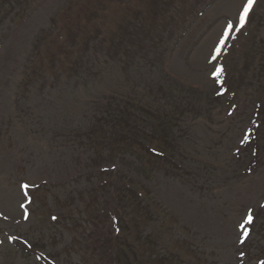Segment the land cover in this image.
<instances>
[{
    "label": "rangeland",
    "instance_id": "1",
    "mask_svg": "<svg viewBox=\"0 0 264 264\" xmlns=\"http://www.w3.org/2000/svg\"><path fill=\"white\" fill-rule=\"evenodd\" d=\"M243 2L134 0L128 11L114 0H36L20 24L8 28L11 14L0 25V264H118L123 250L132 264L156 251L162 264H264V0L241 27ZM146 11L138 47L166 37L165 60L131 67L123 37ZM76 62L80 75L70 74ZM164 74L199 91L186 157L175 149L186 176L87 141L109 104L151 105ZM125 182L144 186L165 222L143 226L147 242L127 234L114 248L110 205Z\"/></svg>",
    "mask_w": 264,
    "mask_h": 264
},
{
    "label": "trees",
    "instance_id": "2",
    "mask_svg": "<svg viewBox=\"0 0 264 264\" xmlns=\"http://www.w3.org/2000/svg\"><path fill=\"white\" fill-rule=\"evenodd\" d=\"M126 1L128 4L134 3V0ZM27 2L29 0H0V22L5 15H9L15 8L18 7L19 10H22V4ZM121 4L124 6L125 1ZM151 7L154 8L155 5L153 4ZM128 11H133V9L130 8ZM146 18L147 11L146 16L141 17L142 22H145ZM133 33H135V40L129 44L138 53L130 55L132 64L144 59L155 67L157 62L165 60V55H159L165 43L162 38H159L153 47L143 50L138 47V38L136 37L138 32L133 30L128 35ZM40 42L45 46L46 41L40 40ZM39 47L41 48V46ZM166 50L168 49H165L164 52ZM41 55L42 51H38L36 59L40 61ZM75 65L78 66V63L76 62ZM43 74L44 72L40 68V75ZM151 75H153V70ZM149 91L152 99L151 105H143L144 103L135 105L126 102L109 104V109L103 112L101 118L94 123V131L88 132L87 141L98 153L106 152L104 149L108 147L117 148V151L125 154L130 153L143 162V167L146 170L163 173L179 172L180 168H183V162L175 152L176 143L185 156L182 151V143L189 136L186 130L192 113L200 110L199 106L195 108L198 105L195 96L199 94V91L194 94L193 90L187 89L177 82L171 83V79L165 74ZM124 186L126 191L117 189L115 202L110 205L111 218L115 223V232H112V236L115 237V240L119 236L121 237L118 243L114 244V248L117 246L124 248L123 243H125L127 234L137 238L136 242L138 243L140 240L147 242L154 235L150 236V232L143 231V226L145 225L146 228V225L152 226L154 223L159 225L160 222H165L166 213L155 208L157 204L153 199H146L147 197L150 198V195L141 185L125 182ZM107 188V185H103L100 193L104 194ZM129 192H132L138 199H128L127 194ZM155 219L156 221H154ZM121 239L123 243H121ZM160 253L162 252L160 251ZM160 253L156 251L152 256L148 254L149 258L144 264L152 263L151 260H154L153 263L162 264L161 260L167 259H163ZM140 256L144 257L145 255L140 253L136 255L135 253L134 264L139 262ZM116 257H118V264H132L131 261L130 263L126 261H129V258L124 259V250L123 254L117 256L114 251L111 262ZM200 263L193 261V264ZM113 264H117V262H113ZM165 264L168 263L165 262ZM170 264L181 263L170 261Z\"/></svg>",
    "mask_w": 264,
    "mask_h": 264
},
{
    "label": "snow or ice",
    "instance_id": "3",
    "mask_svg": "<svg viewBox=\"0 0 264 264\" xmlns=\"http://www.w3.org/2000/svg\"><path fill=\"white\" fill-rule=\"evenodd\" d=\"M254 3H255V0H244V2L242 3V5H241L242 11L239 13V21H240L241 27H243L244 24L246 23V19L249 15ZM229 28L231 29V26H229ZM250 220H251V218L249 217V221Z\"/></svg>",
    "mask_w": 264,
    "mask_h": 264
}]
</instances>
